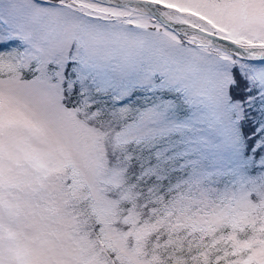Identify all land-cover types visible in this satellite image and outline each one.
<instances>
[{
  "label": "snow or ice",
  "instance_id": "obj_1",
  "mask_svg": "<svg viewBox=\"0 0 264 264\" xmlns=\"http://www.w3.org/2000/svg\"><path fill=\"white\" fill-rule=\"evenodd\" d=\"M0 264H264V0H0Z\"/></svg>",
  "mask_w": 264,
  "mask_h": 264
}]
</instances>
